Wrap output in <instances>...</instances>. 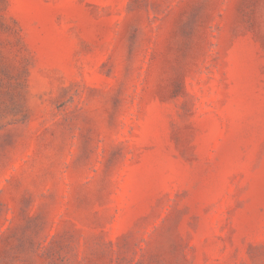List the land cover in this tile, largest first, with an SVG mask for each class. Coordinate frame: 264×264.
Masks as SVG:
<instances>
[{"label": "rangeland", "instance_id": "1", "mask_svg": "<svg viewBox=\"0 0 264 264\" xmlns=\"http://www.w3.org/2000/svg\"><path fill=\"white\" fill-rule=\"evenodd\" d=\"M0 264H264V0H0Z\"/></svg>", "mask_w": 264, "mask_h": 264}]
</instances>
